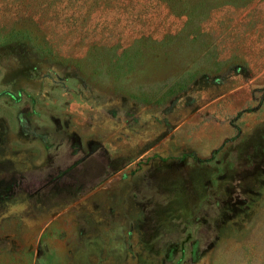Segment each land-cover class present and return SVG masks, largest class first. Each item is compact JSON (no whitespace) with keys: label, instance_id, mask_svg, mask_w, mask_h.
Listing matches in <instances>:
<instances>
[{"label":"rangeland","instance_id":"obj_1","mask_svg":"<svg viewBox=\"0 0 264 264\" xmlns=\"http://www.w3.org/2000/svg\"><path fill=\"white\" fill-rule=\"evenodd\" d=\"M0 264H264V0H0Z\"/></svg>","mask_w":264,"mask_h":264}]
</instances>
